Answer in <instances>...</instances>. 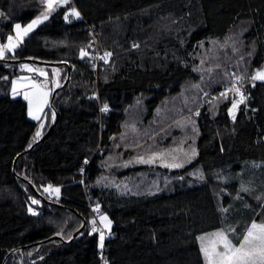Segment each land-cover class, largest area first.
Listing matches in <instances>:
<instances>
[{
	"label": "trees",
	"instance_id": "trees-1",
	"mask_svg": "<svg viewBox=\"0 0 264 264\" xmlns=\"http://www.w3.org/2000/svg\"><path fill=\"white\" fill-rule=\"evenodd\" d=\"M44 7L41 0H0L1 43L15 23L32 21ZM72 9L80 15L68 21ZM242 24L256 51L243 73L248 84L237 117L228 112L235 93L215 113L203 107L196 158L166 168L169 179L155 191L100 184L99 147H109L130 106L145 97L151 115L200 78L202 42ZM5 58L67 62L72 74L55 110L48 106L35 121L28 102L10 92L21 62L0 61V264H207L199 241L205 232L224 228L238 244L234 237L253 220L264 221V82L248 79L264 65V0H70ZM60 65L57 86L68 77L67 64ZM147 168L128 167L120 176ZM196 169L203 178L193 177ZM101 214L112 220L103 246L89 223ZM85 220L73 240L51 239H70Z\"/></svg>",
	"mask_w": 264,
	"mask_h": 264
},
{
	"label": "rangeland",
	"instance_id": "rangeland-1",
	"mask_svg": "<svg viewBox=\"0 0 264 264\" xmlns=\"http://www.w3.org/2000/svg\"><path fill=\"white\" fill-rule=\"evenodd\" d=\"M63 4L65 3H61L59 6ZM59 6H54V10L50 12L49 16ZM44 11H47L46 5L39 15ZM29 23L31 21L26 24L19 23L21 36H17L14 25V30L10 34L13 38L12 41L7 40L5 43L0 41V49L5 53L0 58H4L8 52L20 45L26 36L23 35V29ZM38 25L34 26L27 35L34 31ZM246 30L247 26L242 24L225 37L212 38L202 42L197 68L200 78L185 82L178 93L167 96L151 115H148L147 106L144 103L145 97H140L134 105L130 106L121 131L112 136L109 147L107 149L104 145L99 147L101 154L105 155L102 159L105 170L99 177L98 182L100 184L115 186L123 192H152L160 187L162 181L169 179L166 168H182L196 158L198 154L197 140L200 135L198 113L203 107H208V110L215 113L220 103L235 93V98L230 105L233 106L240 95L239 89L238 91L237 88L235 89L237 85H240L245 92V85L248 84V80L242 78L243 73L250 66L256 51L255 46L245 40ZM10 43L15 44L16 47L10 48ZM18 68L22 72L13 77L10 92L12 96L24 99L25 93H27L29 98L25 100L28 102V114L31 108L32 113L39 115L41 119L50 104L52 91L60 83L65 69L55 63L41 64L32 61H23ZM41 72L44 75H41ZM258 72H264V65L254 68L251 77L248 79L252 82H264V80L255 78ZM33 84L38 85V87H34ZM45 92L47 93V103L44 104L42 111H37V103L38 101L42 102ZM222 93L224 95H221ZM29 117L33 119L30 114ZM40 119L33 120L38 121ZM38 130L42 131L41 126ZM154 154L157 156L154 162H143L153 157ZM176 163L183 166H169ZM137 165H147L148 168L134 176H120L121 170ZM191 173L193 177H204L201 169H196ZM55 189L59 188L53 187L52 194L58 196L59 192L57 193ZM102 216L106 217L107 220L102 221ZM109 221L110 224H108ZM252 222L259 224L264 221L253 220ZM89 223L92 230L95 228L98 232L101 246L100 235L103 233L105 239V235L110 233L112 220L107 214H101L92 216ZM106 224H108L107 227ZM221 231L234 245L238 246L224 228L205 232L201 237L207 238L210 234ZM201 237L199 241L202 247ZM203 243L208 245V239H205ZM219 248L222 249V245Z\"/></svg>",
	"mask_w": 264,
	"mask_h": 264
},
{
	"label": "snow or ice",
	"instance_id": "snow-or-ice-1",
	"mask_svg": "<svg viewBox=\"0 0 264 264\" xmlns=\"http://www.w3.org/2000/svg\"><path fill=\"white\" fill-rule=\"evenodd\" d=\"M67 0H41L42 4L46 5L47 11L42 12L37 18L33 19L31 23H29L24 29H23V35H27L28 32H30L34 26L42 23L44 20H47L49 18V14L51 11L54 10V6H59L61 3H66ZM72 15L79 17L80 13L73 9ZM65 19L67 20L68 17L65 16ZM15 29L17 30V36H21V25L19 23L15 24ZM9 42L12 41V36L7 37ZM10 48H15L16 45L10 43ZM4 51L0 49V57L4 56ZM81 55L87 56L88 53L84 50H81ZM105 56H111V53H105ZM103 58V57H102ZM41 75H44L43 72L40 73ZM256 79L264 80V72H258L256 74ZM34 87H38V85L33 84ZM238 91V89H237ZM221 95H224L223 93ZM43 100L42 102L38 101L37 103V111H42L44 104L47 103V93H43ZM28 94L25 93V99H28ZM244 97L241 95V102L243 101ZM31 104V101H30ZM236 105L233 104V109H235ZM103 111H107V106H105ZM30 115L33 116V119H40L39 115L33 114L30 108ZM233 119H235V116H233ZM41 128H43V125H41ZM41 135V132L38 130L36 133V136L39 137ZM195 154V153H193ZM157 158V156L154 154L153 157H151L148 160H144V163H151L154 162V160ZM170 167H182V164L176 163L169 165ZM51 187V186H49ZM243 191H247L248 189H243ZM55 191L58 193L59 189H55ZM33 203H38V201L33 200ZM102 221H106V217H101ZM93 224H95V221H93ZM110 224V221L108 222ZM108 224L105 226L107 227ZM93 231H96L94 228ZM234 231V230H231ZM205 239H208L209 244L206 245L203 243ZM234 239L237 240L238 246L234 245L231 240L227 238V236L224 234V232H216L210 234L209 237H201L202 241V252L204 253V256L206 258L207 264H264V222H261L259 224L252 222L250 227L246 230V235H243L241 237H234ZM103 240L104 236L103 233L100 235V241L101 246H103ZM210 245V246H209ZM222 245V249L219 248V246Z\"/></svg>",
	"mask_w": 264,
	"mask_h": 264
},
{
	"label": "water",
	"instance_id": "water-1",
	"mask_svg": "<svg viewBox=\"0 0 264 264\" xmlns=\"http://www.w3.org/2000/svg\"><path fill=\"white\" fill-rule=\"evenodd\" d=\"M10 61V62H16V61H19V62H23V61H32V62H35V63H41V64H51L52 62L50 61H45V60H38V59H33V58H22V59H8V58H0V61ZM55 64H67L68 66V77L65 81L64 84H61L59 85L58 87H56L52 93V97L50 99V104H49V107L54 109L55 110V106H54V99L56 97V94L58 93V91L68 82L69 78L71 77V74H72V71H71V65L70 63H67V62H56ZM57 117H58V114H56V118H55V121L53 124H55V122L57 121ZM52 128V127H51ZM51 128L49 129V131L51 130ZM49 131L40 139V140H43L45 138V136L49 133ZM39 141H36L29 149H32L34 147V145H36ZM17 160H18V157L15 159V165L17 163ZM15 168V166H14ZM16 172V171H15ZM18 178H20L21 176L17 175ZM30 182V181H29ZM32 187L34 190L37 191L36 187L31 183ZM41 198H46L43 194L40 195ZM47 199V198H46ZM35 201H38V203L41 202L40 199L38 198H35L34 199ZM50 201V200H49ZM86 223L87 221L85 220L83 226L76 232L74 233V235L70 238V239H65L63 236L61 235H56V236H53L51 239H62L64 240L65 242H69L71 240H73L75 238V236L86 226ZM46 241V240H45ZM43 241V242H45Z\"/></svg>",
	"mask_w": 264,
	"mask_h": 264
},
{
	"label": "built area",
	"instance_id": "built-area-1",
	"mask_svg": "<svg viewBox=\"0 0 264 264\" xmlns=\"http://www.w3.org/2000/svg\"><path fill=\"white\" fill-rule=\"evenodd\" d=\"M72 11H73V9L72 10H70L68 13H67V17H68V21L69 20H73L74 18H76V16H74V15H72ZM98 53H99V51H98ZM95 68H97V66H98V63H96L95 65ZM43 83L41 82V85H42ZM239 89V96H238V98H237V101L234 103L235 105H236V107H235V109H233V106H230V108H229V110H228V112H229V115L233 118V116H235V118L237 117V115H238V112H239V107H240V105H241V103L243 102H241V95H243V97L245 98V93H244V91L242 90V88H241V86L240 85H237L236 87H235V89ZM244 100V99H243ZM105 237H107V234L105 235Z\"/></svg>",
	"mask_w": 264,
	"mask_h": 264
}]
</instances>
